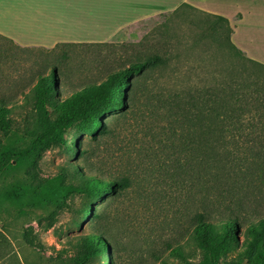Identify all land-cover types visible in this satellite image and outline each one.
<instances>
[{"label":"rangeland","instance_id":"1","mask_svg":"<svg viewBox=\"0 0 264 264\" xmlns=\"http://www.w3.org/2000/svg\"><path fill=\"white\" fill-rule=\"evenodd\" d=\"M137 1L0 0L8 14L13 10L20 16L22 6L52 12L51 23L68 38H106L100 44H61L33 52H16L0 41V106L10 108L12 128L24 136L18 147H25L27 136L22 134L32 129L36 118L27 95L35 80L47 77L52 68L58 76L56 93L63 97L109 72L132 63L145 64L131 86L128 110L109 114L95 137L81 134L78 155L71 143L72 128L63 135L71 153L61 143L51 142L33 165L0 180V264H71L70 259L87 252L84 239L90 233L105 238L112 264H159L154 252L168 264H184L167 254V246L178 242L182 234L177 208L182 203L183 209L190 206V211H197L200 196L192 183H186L180 198L192 202L180 203L169 183L151 171L145 137L151 122L145 119L144 99L202 86L205 78L210 81L214 75L220 79L217 64L235 61L215 51L203 32L201 14L182 9L178 14L160 13L133 23V8L142 7ZM259 81L264 85L263 76ZM251 111L243 119L244 131L236 137L240 148L235 151L233 170L224 177L221 192L210 194L223 217L241 222L238 241L220 253L217 264H259L264 256L262 243L245 233L251 222L264 218V105ZM65 168L76 173L64 172ZM63 172V185L83 188L81 178L95 176L126 178L130 186L108 201L74 192L64 198L62 206L46 197H21L13 202L3 196V188L24 193ZM89 210L99 215L86 218ZM203 255V250L191 244L182 251L189 264H199ZM85 264H108V257L103 252L88 257Z\"/></svg>","mask_w":264,"mask_h":264},{"label":"trees","instance_id":"2","mask_svg":"<svg viewBox=\"0 0 264 264\" xmlns=\"http://www.w3.org/2000/svg\"><path fill=\"white\" fill-rule=\"evenodd\" d=\"M182 9L204 16L203 32L215 51L227 61L235 62L217 64L216 74L220 79L214 75L210 81L205 78L202 86L170 91L156 98L145 97V119L151 122L145 135L148 138L146 156L151 171L158 174L159 180L169 183V189L178 194L176 198L180 203L192 202L180 198L186 183H192L200 196L196 201L197 211H190V206L183 209L182 203L177 208L182 234L178 242L167 246V254L189 264L183 260L182 251L191 244L204 251L199 264H217L220 253L230 250L238 241L241 222L237 218L223 217L218 201L212 200L210 194L221 192L224 177L233 170L235 151L240 148L236 137L245 129V115L252 113L251 107L256 110L264 105V85L259 81L260 76L264 77V64L248 58L232 43L226 20L202 14L187 5L171 14H178ZM144 65L132 63L127 68L109 72L98 82L63 97L56 93L58 76L52 68L47 77L35 80L27 95L34 104L36 118L32 129L22 134L27 136L25 147L17 146L25 139L12 128L8 118L10 108L0 106V139L4 140L0 141V180L11 171L33 165L51 142L61 143L66 152L71 153V146L63 135L72 128L71 143L75 144L74 154L78 155L81 134L95 137L103 130V120L109 114L128 110L131 86ZM64 172L76 173L69 168ZM64 172L24 193L18 188H3V196L13 202L21 197H46L62 206L64 198L74 192H85L94 200L108 201L130 186L126 178L95 176L81 178L83 188L63 185ZM84 215L96 218L99 213L89 210ZM245 233L254 235L264 246V218L251 222ZM84 242L87 252L70 259L71 264H85L88 257L100 256L103 252L108 264H112L109 246L102 235L87 234ZM152 256L159 264H168L160 253L154 252ZM259 264H264V256Z\"/></svg>","mask_w":264,"mask_h":264},{"label":"crops","instance_id":"3","mask_svg":"<svg viewBox=\"0 0 264 264\" xmlns=\"http://www.w3.org/2000/svg\"><path fill=\"white\" fill-rule=\"evenodd\" d=\"M136 4L142 7L133 8V23L172 12L182 5L202 14L220 17L231 29L232 43L248 58L264 64V0H138ZM12 13L8 14L6 8L0 7V41L16 52L52 50L61 44H100L106 40L68 38L51 23L53 13L45 9L33 11L31 7L22 6L20 16L14 15L17 11L12 10Z\"/></svg>","mask_w":264,"mask_h":264}]
</instances>
